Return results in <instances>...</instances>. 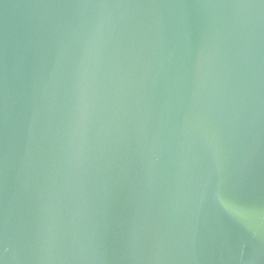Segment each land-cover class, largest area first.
<instances>
[{
	"label": "water",
	"instance_id": "obj_1",
	"mask_svg": "<svg viewBox=\"0 0 264 264\" xmlns=\"http://www.w3.org/2000/svg\"><path fill=\"white\" fill-rule=\"evenodd\" d=\"M0 264H264V0H0Z\"/></svg>",
	"mask_w": 264,
	"mask_h": 264
}]
</instances>
